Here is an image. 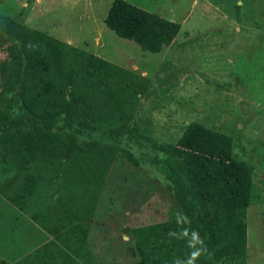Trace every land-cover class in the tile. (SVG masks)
I'll return each instance as SVG.
<instances>
[{
	"label": "rangeland",
	"instance_id": "obj_1",
	"mask_svg": "<svg viewBox=\"0 0 264 264\" xmlns=\"http://www.w3.org/2000/svg\"><path fill=\"white\" fill-rule=\"evenodd\" d=\"M112 1L0 0V14L119 68L113 79L90 80L98 132L126 133L136 123L150 140L174 143L186 125L199 122L230 136L234 158L252 168L247 264H264V0H124L180 25L158 53L105 26ZM10 47L0 37V117L11 120L19 110L3 92L9 72L2 68ZM116 149L113 142L79 141L67 157L38 162L16 185L32 184L18 206L4 183L17 172L19 157L0 154V258L7 264H140L131 230L184 216L160 175ZM77 223L88 224L82 243Z\"/></svg>",
	"mask_w": 264,
	"mask_h": 264
},
{
	"label": "trees",
	"instance_id": "obj_2",
	"mask_svg": "<svg viewBox=\"0 0 264 264\" xmlns=\"http://www.w3.org/2000/svg\"><path fill=\"white\" fill-rule=\"evenodd\" d=\"M117 37L133 41L142 51L158 53L172 43L180 25L124 0H113L104 18ZM0 37L11 43L3 71L9 72L3 92L12 96L18 117L0 118V154L19 157L17 172L4 187L13 206L24 203L32 184L16 188L35 164L67 157L81 141L115 143L132 165L149 166L170 188L183 221L133 228L140 264H247L246 212L252 191V168L232 154L230 136L199 122L185 126L174 143L150 140L133 123L98 132L99 117L91 90L92 79L117 77L110 62L85 55L76 47L0 14ZM92 203L84 214L90 218ZM79 243L88 224L73 226ZM0 264H7L0 258Z\"/></svg>",
	"mask_w": 264,
	"mask_h": 264
}]
</instances>
